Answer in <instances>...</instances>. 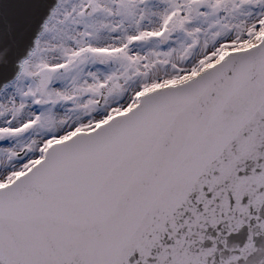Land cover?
I'll return each mask as SVG.
<instances>
[{
    "label": "snow or ice",
    "instance_id": "snow-or-ice-1",
    "mask_svg": "<svg viewBox=\"0 0 264 264\" xmlns=\"http://www.w3.org/2000/svg\"><path fill=\"white\" fill-rule=\"evenodd\" d=\"M0 264H264V0H0Z\"/></svg>",
    "mask_w": 264,
    "mask_h": 264
}]
</instances>
